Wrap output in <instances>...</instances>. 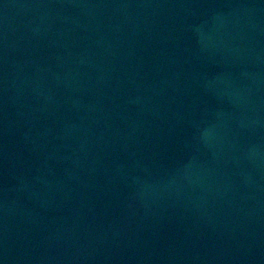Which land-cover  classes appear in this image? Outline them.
I'll list each match as a JSON object with an SVG mask.
<instances>
[{
    "label": "water",
    "instance_id": "95a60500",
    "mask_svg": "<svg viewBox=\"0 0 264 264\" xmlns=\"http://www.w3.org/2000/svg\"><path fill=\"white\" fill-rule=\"evenodd\" d=\"M0 264H264V0H0Z\"/></svg>",
    "mask_w": 264,
    "mask_h": 264
}]
</instances>
